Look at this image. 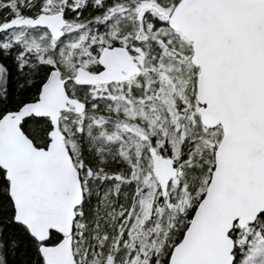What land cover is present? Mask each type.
I'll list each match as a JSON object with an SVG mask.
<instances>
[{
    "label": "snow or ice",
    "instance_id": "snow-or-ice-1",
    "mask_svg": "<svg viewBox=\"0 0 264 264\" xmlns=\"http://www.w3.org/2000/svg\"><path fill=\"white\" fill-rule=\"evenodd\" d=\"M0 264H264V0H0Z\"/></svg>",
    "mask_w": 264,
    "mask_h": 264
}]
</instances>
